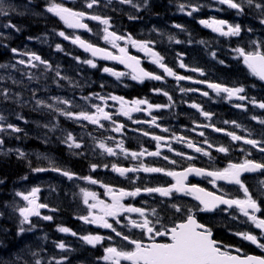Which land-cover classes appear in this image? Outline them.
<instances>
[{"label": "flooded vegetation", "instance_id": "1", "mask_svg": "<svg viewBox=\"0 0 264 264\" xmlns=\"http://www.w3.org/2000/svg\"><path fill=\"white\" fill-rule=\"evenodd\" d=\"M67 6L74 7L75 5L82 4L85 6V2L89 0H69L66 2L61 0ZM156 2L157 5L161 6L160 16L163 19L172 18L174 21L178 19L181 15L180 5H185L184 10L187 12L192 10L193 0H151ZM150 0H145V5H154ZM241 0H237L239 2ZM133 4H143L144 0H132ZM118 4H121L120 0H99V4L94 5L93 9L96 10L94 14L102 18H106L105 13L99 12L102 8L104 10L110 8H116ZM188 7V8H186ZM91 10V8H87ZM171 10L173 13H171ZM223 18H218L219 13L215 10H209L210 20H225L229 21L232 19L228 14L233 15L234 9L224 7ZM244 13V11L242 12ZM122 17L129 18L128 22L125 20H120L116 22L111 18L109 20L108 32L115 33L116 36L123 37V35L130 36V33H144L145 35H163L170 32H189L187 28L176 29H141V18L144 14L141 13H129L120 14ZM158 13H155L152 19L160 17ZM254 16L253 26L255 28L254 32L260 34L261 27L259 19ZM119 21V20H118ZM94 25L96 24L100 28L99 21L92 20ZM231 24V23H229ZM113 25L119 27L115 28ZM176 25V23H174ZM106 25H103L105 29ZM210 33L214 31L208 27ZM103 29H98L96 35H77L80 39H86L96 46H103L105 49L110 50L114 55H122L119 51L120 48H125L127 53L138 58L141 65L147 72L153 73L155 75H160L161 80H148V79H132V75L129 73L125 74L132 84L131 89L125 94V104L126 108L134 107L133 101L136 100H146L149 104L153 106L160 105L163 107L151 109L148 108L147 104L139 105L140 111L129 112L128 116L122 114L121 105L122 102L118 100H113L111 103H107L104 112H107L111 119H103V116L97 124L94 126V136H96L98 150L102 149L99 147L100 143H104L107 147H111L115 152V155H110L108 165H101L98 163V168L107 169L108 168V181L102 183L101 180H97L98 188L95 193L99 200L105 203H112L111 195L107 193V188L110 187L118 195V190L123 189L125 191H133L136 188L144 189L148 187H169L176 181L173 177L167 176L164 173H146L143 171L130 172L121 176L119 173L112 170V165L115 164L121 168H139L141 165L147 167L162 168L166 171L182 172L189 166L196 168L205 169L206 171H220L228 167L231 164H241L245 160H252L257 163H264V153L260 152L258 148L247 146L243 139L239 141H233L230 136L227 135L228 132L235 133L243 138H251L254 136H260L254 129L247 128H234V119L223 115L219 111H213L214 106L211 101L214 99H224V105L226 109L235 110L236 105L243 106V100L236 99L233 97L229 100L225 93H213L208 87L209 83H219L227 84L230 80L229 75L218 76L215 78L209 77L203 80H197L198 71H193L190 64H185L183 61H179L176 57V50H180L181 46L179 44H167L162 45L157 39L152 38L150 40L146 39L148 42V47L152 51L159 53L163 57V63L171 68L174 73L180 76L189 77L190 79L177 80L175 76H168L162 68L157 64L153 63V57L149 52L141 50V48L133 46L130 41L126 45V38L115 40L116 46H113V40L110 37L104 42L93 41L99 36H105L106 33ZM193 32V31H192ZM129 33V34H128ZM217 33V32H214ZM92 35V36H91ZM92 39V40H91ZM138 41V40H136ZM140 42V41H138ZM143 42V41H142ZM14 49L16 45L12 46ZM174 49L173 52H169ZM185 65L184 68L180 67V63ZM244 65V63H243ZM246 70L250 73L246 65H244ZM199 81L200 88L205 90L197 91V84ZM183 89V91H182ZM195 89V91H192ZM159 90V91H157ZM168 95H164V93ZM207 92L208 96H204L202 93ZM198 96L200 99H198ZM171 97V99H169ZM124 102V101H123ZM262 102L258 99V102L254 105H258ZM204 105L206 108L200 107L203 112L210 113L209 117H205L201 110L193 108L191 105ZM119 107V109H118ZM258 107V106H257ZM243 109V107H241ZM259 110L261 108L258 107ZM55 111V110H54ZM57 112V111H56ZM250 113L252 111L250 110ZM64 115V114H59ZM153 117H155V122H153ZM255 117L257 121L264 120V109L259 113H256ZM228 121V123H225ZM261 125V124H258ZM56 126V124H55ZM122 126V127H121ZM262 126V125H261ZM58 127V126H57ZM121 127L120 131L115 129ZM264 127V125H263ZM56 136L63 140L62 129L58 127ZM222 129L223 131H216L215 129ZM167 129V131H165ZM203 132L204 135L201 136L200 133ZM144 133H148L145 135ZM162 137L160 141L153 139V137ZM257 141H261L255 139ZM264 142V141H262ZM192 143L196 147H200L207 151L209 155H204L203 153H198L194 148H189L187 145ZM159 145V147H158ZM212 145V147H209ZM224 146L228 149L227 153H222L217 151V148ZM264 147V143L260 145ZM171 149V150H170ZM159 151V156L148 155L150 152ZM144 153L139 155L136 159H133L131 153ZM177 153H182L183 155H177ZM167 157L168 159H164ZM192 157V159H189ZM69 158V157H68ZM171 161H176V163H171ZM63 162V161H62ZM65 163L62 164L61 170L65 169ZM99 175L101 172L98 173ZM242 183L248 188L249 193L252 195L253 199L257 201L260 205L261 211L255 213L256 216L264 218V171H256L253 173L246 174L241 178ZM60 180V181H59ZM209 176H196L189 175L187 181L188 185H197L200 188L205 189L206 192H211L216 196H223L225 199H245L243 190L239 185L230 184L224 182V180H215ZM96 181V180H95ZM35 188H39L40 185L45 182L44 185L48 186V190L51 192H57L60 187L64 190L67 187V182L64 179H60L58 175L52 174L50 172L43 171L39 173V177L34 178ZM44 194H36L38 198V204L46 205L48 192L43 191ZM106 194V198H100V196ZM100 194V195H99ZM99 195V196H98ZM95 201H93L94 203ZM121 203L128 206L131 205L136 208H142L145 210V215L149 220L155 221L157 218L161 222L171 227L174 223H179L186 218L187 209H192V214L199 223L204 224L211 229L213 239L220 242L221 246H228V251L232 252L233 255L240 256H262L264 257V249L259 248L257 245L250 243L249 241L243 240L236 233L248 232L256 235L260 240V243H264V234L261 233L260 229H257L251 221L248 220L238 209L226 207H218L214 211H200L203 205L199 204V201L194 198L193 195L183 194V193H173L170 197H162L158 193H145L141 192L140 195L136 197H124ZM172 204H177L182 208V212L177 213L175 209L171 207ZM82 209L85 207L83 204ZM155 209L156 215H153L152 210ZM38 210H41L39 208ZM89 212V208L86 209ZM94 214L99 215L98 210H93ZM57 216H60L68 222L61 220L62 223L66 224L70 228L77 226V236L69 237H58V236H46L45 237V254L47 261L51 263L52 260H65L67 264H111L110 261H105L103 257L106 255L105 248L109 246L122 248L124 250H130L132 245L128 244L126 241L122 240L121 237L115 235L111 229L103 228L97 224H85L77 215L68 218V215L60 212H55ZM84 215V213H83ZM83 215L81 217H83ZM46 216L40 212V216H34L35 222L50 221L52 224L54 216L52 215L51 220H45L43 217ZM91 218V217H90ZM108 222L113 224V227L117 231L122 232L125 235H129L133 239L143 240L145 243H149L148 237L141 233L139 229L132 228L129 224V219L142 221V217L138 213H121L117 219L120 223L117 224L112 217H107ZM159 227V225H157ZM63 233V232H62ZM64 234V233H63ZM86 235H99L105 237L102 243L92 246L87 244L81 237ZM111 237V239H107ZM158 242H165L166 238L157 237ZM63 242L66 245L65 250H61L57 247V244ZM241 249L239 253L235 249ZM121 264H129L128 261H121Z\"/></svg>", "mask_w": 264, "mask_h": 264}, {"label": "snow or ice", "instance_id": "2", "mask_svg": "<svg viewBox=\"0 0 264 264\" xmlns=\"http://www.w3.org/2000/svg\"><path fill=\"white\" fill-rule=\"evenodd\" d=\"M121 3L131 4L132 0H120ZM217 3L221 5H227L230 9H235L238 12L242 13L244 11L241 3L237 2V0H217ZM248 4H252L253 0H247ZM99 4V0H89L86 4L87 8H92L94 5ZM257 8H261L262 5L256 4ZM133 7H137L133 5ZM181 10L184 9V5H181ZM49 12L54 13L55 15L59 16L61 20H63L69 27L73 28H87V25L82 23L81 21L87 15L85 12H76L70 8H66L60 4H53L47 9ZM199 11V7L192 6V10L189 11L187 14L192 15V12ZM8 11L4 8L3 0H0V16H7ZM92 20H97L104 25L109 24V20L107 18H102L98 15H91L88 17ZM200 23L204 24L207 27H210L214 32L219 33L222 36L231 37V36H239L241 34V26L239 24H229L225 20H216L212 19L211 21L202 20ZM261 24H264V19H261ZM4 27H12L14 28L15 25L6 24ZM175 27L180 28V25H175ZM251 31V29H249ZM104 32L106 35L104 36L105 40H108L110 37L113 40V46H116L114 41L123 39V37L116 36L115 33L108 32V28L105 27ZM60 36H63L65 39L69 37L65 36L63 32L59 33ZM129 41L132 43L133 46L141 48V50L145 52H149L153 57V63L157 64L160 68L168 76H175V78L179 80L190 79L189 77L180 76L173 72V70L167 67L162 61L163 57L148 47V42H138L133 40L131 37L128 38ZM73 43H79L82 47L86 50L92 52L93 56H96L98 53L103 54L105 59H112V60H120L121 63H127V66L132 69V72L135 75L132 76V79H154V80H161L162 77L160 75H155L153 73L145 71L143 68L139 67L140 61L136 59V57H131L127 55V50L125 48H120L119 51L122 53V56L117 57L112 55L111 53L106 52L104 49L95 48L92 45L85 44L84 41L80 40L79 37H76L72 41ZM179 43V41H177ZM256 44V49L254 51L247 52L243 48L235 49L236 52L239 53V56L243 58V63L246 65L250 73L257 77L259 80L264 81V51L260 50L259 42H253ZM60 46L57 45V49ZM16 52V49L12 50ZM215 56V53H213ZM31 59L35 61H39L42 64H46L47 62L42 60L39 55L35 53L31 54ZM19 63L24 64L25 61L21 60ZM92 67H96L93 61L88 60L85 61ZM221 63H223L221 61ZM35 67V65H32ZM180 67L184 68L185 65L181 62ZM193 71H199L198 69H192ZM104 72H109L112 75L120 76L121 73L113 72L110 68H104ZM57 76H59V72H57ZM199 83V81H197ZM209 88L215 90L217 95L220 93H225L227 98L231 100L233 97L239 100H245L246 96L240 95L244 93V87H227L221 84L216 83H209ZM159 91V90H157ZM183 91V89H182ZM195 91V89H192ZM204 96H208L207 92L202 93ZM164 95H168L166 92ZM6 96V93H5ZM103 99V98H101ZM114 100H121V111L122 114L125 116L129 115V112L132 111H140L139 105L147 104L148 108L151 109L153 107L160 108L163 106L156 105L153 106L149 104L146 100H136L133 101L134 107L126 108L124 106L123 100L120 97H112ZM171 99V97H169ZM63 103L67 104L68 101H63ZM253 104L257 102L255 100L252 101ZM37 104L43 105V101H37ZM51 107L50 105H47ZM193 108L200 109V106L197 104L191 105ZM259 108L264 109V102H259L257 105ZM236 107H243L242 105H236ZM97 111L102 114L103 119H111L110 115L107 112H104L102 108L97 106ZM202 111V110H201ZM68 117L72 118L75 116L77 119H84L89 120L93 124H97L99 122V117L89 115L87 113H79L73 114L71 112L63 113ZM202 114L205 117H209L211 114L207 112H203ZM4 119L3 116H0V121ZM153 122H155V117L152 118ZM255 119V117H253ZM261 124H264V120L259 121ZM228 123V121H225ZM235 123V122H232ZM239 127V125H236ZM122 127V126H121ZM121 127L116 128V131H120ZM7 129H11L14 132H19L20 129L12 124L6 125ZM5 126L0 124V131H4ZM216 131H223L222 129H215ZM167 131V129H165ZM148 135V133H144ZM201 136L204 135L203 132L200 133ZM228 136L231 137L233 141L242 140L244 143L252 145L254 148H258L260 152L264 153V147L260 145L264 142L257 141L255 139H247L243 138L235 133L228 132ZM153 139L160 141L162 137L156 136ZM69 143V147L80 148L81 144L77 143L72 136L71 133L68 134L66 142ZM3 141L0 140V144ZM189 148H194V150L198 153H203L204 155H209L207 151L200 147H196L192 143L187 145ZM99 147L106 151L109 155H115V152L111 147H107L104 143H100ZM159 147V145H158ZM212 147V145H209ZM171 150V149H170ZM217 151L222 153H227L228 149L224 146H220L217 148ZM144 153H131L133 159H136L139 155H143ZM23 155V153H21ZM148 155L151 156H159L160 152H150ZM177 155H183L182 153H177ZM164 159H168L164 157ZM192 159V157H189ZM171 163H176V161H171ZM93 170H95L96 165H93ZM46 169L37 168L34 171L41 172L45 171ZM53 171L61 172L60 169L54 168ZM112 170L119 173L121 176H124L128 172H139L143 171L146 173H164L167 176L173 177L175 179V183L169 187H148L144 189L136 188L133 191H125L123 189L118 190V195L116 192L113 191L112 188L107 187V193L112 197V203L107 204L102 200H99L96 193L94 192H85L86 199L84 203L89 208V215L80 217L86 223L97 224L103 228L111 229L112 232L115 233L116 236L121 237L122 240L126 241L128 244L132 245L130 250H124L122 248H117L113 246H109L105 248L106 255L103 257L105 261H110L111 264H121V261H128L129 264H264V257L262 256H240V255H233L232 252L228 251V246H221L220 242L213 239L212 231L210 228L205 226L202 223H199L195 218V215L192 214V209H187L186 218L180 221L179 223H174L171 227L164 225L159 218L155 221L149 220L148 217L145 215V210L142 208H136L131 205H124L121 203V200L124 197H136L141 194V192L145 193H158L162 197H170L174 192L175 193H183L188 195H193L196 200L203 205V208L199 209L200 211H211L215 207L220 204L227 205L229 208L235 206L245 217L248 218L249 221L254 224L257 229L261 230V233L264 234V218L258 217L255 213L260 212L261 208L260 205L257 203L255 199H253L252 195L249 193L248 188L242 183L240 177L241 174L244 172H256V171H264V163H257L252 160H245L241 164H229L228 167L224 168L220 171H206L205 169L196 168L193 166H189L182 172H175V171H166L162 168H155V167H147L141 165L139 168H121L116 166L115 164L112 165ZM62 175L68 177L69 179L73 178V174L62 171ZM189 175H196V176H209L213 177V183L215 180H224L231 184L239 185L240 188L243 190L245 199H225L223 196H216L211 192H206L205 189L198 187L197 185H188L185 182L188 179ZM90 179V178H89ZM91 183H97L95 180H91ZM39 192V188H33L30 193H17L18 196H21L25 201L28 202L27 207H21L18 209L20 217H22L20 223L23 224H31L30 217L31 216H40V212L38 211L39 208L47 207L44 204H38L36 202V193ZM32 197V199H29ZM87 197H90L93 201L92 204L88 203ZM171 207L175 209L177 213L182 212V208L177 204H172ZM93 210H98L99 215L94 214ZM251 210V211H250ZM138 213L140 217H142V221L138 222L137 220L129 219V224L132 228L139 229L141 233L148 237L149 243H145L143 240L133 239L129 235H125L120 231H117L115 227H113L112 223L108 222L107 217H112L117 224L120 223V220L117 217L121 213ZM153 215H156L155 209L152 210ZM91 217V218H89ZM43 219L51 220L52 217L44 216ZM159 225V227H157ZM32 228L25 229L24 227H20L18 234H22L25 231H31ZM60 232L69 233L71 230L66 227H60L58 229ZM72 235H76V233L72 232ZM236 235L240 236L243 240L249 241L252 244L257 245L259 248L264 249V243H260L258 237L252 233L248 232H241L236 233ZM157 237L166 238L165 242H158ZM87 244L96 246L97 244L102 243L105 237H101L99 235H86L81 237ZM107 239H111V237H107ZM57 247L61 250L66 249V245L63 242L57 244ZM237 253L241 251V249H235ZM37 264H40V261H37ZM56 264H62L61 261H56Z\"/></svg>", "mask_w": 264, "mask_h": 264}, {"label": "rangeland", "instance_id": "3", "mask_svg": "<svg viewBox=\"0 0 264 264\" xmlns=\"http://www.w3.org/2000/svg\"><path fill=\"white\" fill-rule=\"evenodd\" d=\"M3 3H4L5 9H7V8L14 9V6H15L14 0H3ZM53 4H55V3H51L49 6H52ZM6 24H7L6 22L0 23V28H4V25H6ZM99 24H100V28L103 29L104 24H102L100 22H99ZM106 27L108 29H110L109 25H106ZM4 30L5 29H3V31ZM103 31H104V29H103ZM2 35L5 36L4 33H2ZM0 38H2V37H0ZM5 38L10 39L11 37L9 38L8 36H6ZM59 38L63 39V36H61ZM66 40H68V39H66ZM52 41L54 42V40H52ZM56 41H59V39H56L55 43H56ZM104 41H105L104 37L103 36L100 37V42H104ZM255 42H259L260 47H261V45L264 47L263 41H255ZM3 43L4 42L2 40H0V44L3 45ZM253 45H255V47H256V44L252 43V46ZM42 46H44L42 43V39H32V40H30V42L28 44H25L23 46V48H21L22 50L19 47H16L15 49L17 51L13 53V51H11V50L9 51V49H8L7 51H9V52L7 53V56H9V57L1 58V60H4V61L0 63V82L2 81V83H5L3 89L5 90L6 94H9V93L12 94V96H13L12 98H14V100L16 98L20 97V100H19V101H21L20 105L27 107L26 110H31V111L36 113V114L32 115V119H33L34 125L35 126L38 125V127H36L37 132H40L39 127L41 126V123L45 121L44 117L46 118V120L48 122H50L49 125L53 129L54 122L52 121L51 118L54 116H58L59 114L67 113L69 111L68 108L70 109L75 102L74 99L71 98L70 95L68 94V93L74 92V90H67L68 93L64 90V92L61 93L62 95H59L60 94L59 88H57V95L55 97H53V99L51 101L46 100V99H49L50 96L47 95L49 97H46L44 95H46L50 91V87L48 86L49 82L46 81V78L48 75H45V73L53 72L55 74V76H57V72H59V76L56 77L57 81L64 80V82H67V83H69V81L67 80V74L65 72H63V70H57V69H50L49 68L52 65L53 66L61 65V63L58 60H53V56L51 53H50V55L52 57H49L46 60V62H47L46 64H42L39 61H33L32 62L30 60H27V58H26L28 55L27 53L30 50H33L34 52H32V53H35L37 55V54H40V49L43 48ZM21 60L25 61V63L24 64L19 63V61H21ZM66 62L68 64L70 63L69 61H66ZM73 63H72V66L75 65ZM32 65H35V67H33ZM68 67H70V65L67 66V68ZM8 82L10 83V85H6ZM2 83L0 85H2ZM69 84L74 85V83H69ZM79 85H80L79 82L75 83L76 87ZM18 87H19V89H18ZM25 93L28 94V100H22V99L26 98L24 96ZM83 93L84 92H80V95L82 96ZM85 95H87V92L85 93ZM42 96H44V97H42ZM37 101H43L44 104L43 105L37 104ZM63 101H68L69 103L65 104V103H63ZM47 105H50L51 107H48ZM91 105H92V103H91ZM48 109H50V110L47 111ZM0 116H3V115H0ZM66 117H68V116L66 115ZM72 118H69V120L71 121ZM19 122H23V117H22V119L19 120ZM5 123H6V121H3V120L0 121V124H2V125H5ZM12 125H13V123H12ZM16 127H18V126L16 125ZM31 137L33 138L34 136H31ZM63 141H65L64 138H63ZM45 144H48L47 141ZM1 147H4V146L2 144H0V148ZM51 147H53V146H51ZM3 151H7V153L19 152L20 155H21V153H23L22 156H25L26 155L25 153L28 154V152H31V151L26 150L22 146H19V150L12 149L9 151L8 150H3ZM31 153H33V152H31ZM34 154H36V153H34ZM37 158L45 160V162H44L45 166L42 169L48 168L49 164H50L51 167L46 169L45 171L58 175L60 179H64V182H66L65 180L68 179V177L61 174L62 171H66L65 169L61 170V166L64 163V162H62L63 158L54 160L53 155L52 156L50 155L48 157L42 156V155H37ZM54 168L60 169L61 172L53 171L52 169H54ZM35 176H36L35 173L29 174L28 176L24 177L20 181L14 183V188L12 189V192H11L12 195L11 196L13 197V201L15 202V206L13 208L14 211L9 212L10 215L17 216V215H19V212H18L19 208L28 206V202L25 201L21 196H18L17 193H24V194L30 193L31 190L33 188H35V182H34ZM91 179H92L91 176H89L83 182V184L80 183V186H81L80 193L82 194L81 201L82 200L84 201L86 199L85 192H94L95 193V187L98 188V185L96 183H91ZM44 184H45V182H43V184L40 185L39 188L43 191L47 190V192L49 194L48 196L54 195L55 193L52 194L51 190H48L49 189L48 186H46ZM37 193L38 194H40V193L44 194L40 190ZM67 195H69V194H67ZM70 196H71V198H73L74 193L71 194ZM100 198H101V196H100ZM29 199H32V197H29ZM61 199H62V194L59 197V200H61ZM87 199L91 200L93 203V200L90 197H87ZM36 202L38 203V198H36ZM77 207H79V206H77ZM16 211H17V213H16ZM2 213H3V215L0 213V220H2V221L9 220L10 221L9 218H11V217L5 215V212H2ZM79 213H80V211L77 212L78 217H79ZM88 215H89V212L87 211L86 213H84L83 216H88ZM14 220H15L14 224H17L18 220L17 219H14ZM20 221L21 220H19V222H18L19 227L29 226V224L21 225ZM85 224H89V223L85 222ZM59 234H60V231H57L56 236H58ZM19 236H21V235H19ZM38 245H39V243H38ZM44 246L39 245L40 249H45ZM32 247H34V245H32ZM37 255L42 257V255L40 253H38ZM34 256H35L34 252H33L32 256L31 255H28V256L24 255V257L22 258L23 261L20 262L19 264H37V261L39 259L34 257ZM44 259L45 260H43V261L39 260L40 264H50L46 258H44ZM0 260L1 261L3 260L2 257L0 258ZM56 261H61L62 264H66L65 260H52L51 263L56 264ZM67 264H68V260H67Z\"/></svg>", "mask_w": 264, "mask_h": 264}, {"label": "trees", "instance_id": "4", "mask_svg": "<svg viewBox=\"0 0 264 264\" xmlns=\"http://www.w3.org/2000/svg\"><path fill=\"white\" fill-rule=\"evenodd\" d=\"M30 2L33 3V8L31 7ZM14 3V9H5L8 11L7 16H0V23L6 22L8 24L15 25L14 28L9 27V29L12 30L11 32L18 31L19 34H21V40L18 41H23L27 37L45 36L49 35V32L53 34L57 30H62L56 20L44 14V0H14ZM193 26L199 27L196 23ZM195 29L198 30V33L194 36L195 44L199 46L201 40L206 43L208 36L205 35L199 28ZM213 43L222 44L220 40H214ZM6 46L8 45L6 44ZM1 48H4V45L0 44V53H2ZM197 52L198 54L204 53V49L198 47ZM69 54L71 59H73V52L69 51ZM201 55L204 54H200L199 56ZM3 61L4 60L0 59V63ZM224 61L227 65L233 67V69L225 71L230 72L229 75L231 76L232 74L234 76L233 78H238V80L233 84V87L242 86L248 96H259L257 92L259 90L262 91V86L255 79H250L251 77L248 71L242 66V64L240 65V62L230 61L229 59H225L223 62ZM218 71L221 72L224 71V69L220 67ZM85 75L89 74L86 73ZM261 96H264V93H261ZM15 103L16 102H14L11 97H4L0 94V114L5 113L7 115H14L17 110V105ZM36 134L40 135L37 131ZM7 146H10L8 142ZM89 159L90 158L86 154V156H81L76 159L67 158V163L74 173L85 175V173L87 174L89 170V164H91ZM24 171L25 167L16 162L14 157L0 156V213L5 212V215L10 216L9 212L12 211L11 192L13 185L18 179L22 178ZM10 217V221L0 220V258L2 257L3 259L2 261L0 260V264H17L16 255L19 254L21 244H24L23 242L26 241L18 239L20 238L18 234L19 229H17V226L14 224V218L12 216ZM37 227L38 230H40L39 233H42L43 231L47 232L48 230L51 231V226L44 229H41V226ZM22 234L21 236L23 238L28 237L26 233Z\"/></svg>", "mask_w": 264, "mask_h": 264}, {"label": "water", "instance_id": "5", "mask_svg": "<svg viewBox=\"0 0 264 264\" xmlns=\"http://www.w3.org/2000/svg\"><path fill=\"white\" fill-rule=\"evenodd\" d=\"M63 21V20H62ZM64 22V21H63ZM65 23V22H64ZM68 25V24H67ZM72 29H74V30H82V31H85L86 30V28H73V27H71ZM78 45V47L84 52V53H87V54H90V55H92V52L91 51H89V50H86L84 47H82L79 43L77 44ZM93 56V55H92ZM94 57H98L99 59H102V60H104V61H107V60H112V59H105L104 58V56H103V54H97L96 56H94ZM112 61H115V62H118L119 63V65L121 66V67H123L124 69H127V70H130L131 72H132V69L131 68H129L128 66H127V63H121L120 62V60H112ZM264 82V81H263ZM216 208V207H215ZM214 208V209H215ZM214 209H212L211 211H213Z\"/></svg>", "mask_w": 264, "mask_h": 264}, {"label": "bare ground", "instance_id": "6", "mask_svg": "<svg viewBox=\"0 0 264 264\" xmlns=\"http://www.w3.org/2000/svg\"><path fill=\"white\" fill-rule=\"evenodd\" d=\"M14 227V226H13Z\"/></svg>", "mask_w": 264, "mask_h": 264}]
</instances>
